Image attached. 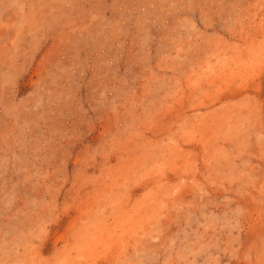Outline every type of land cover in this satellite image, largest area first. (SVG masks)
<instances>
[{
    "label": "rangeland",
    "instance_id": "obj_1",
    "mask_svg": "<svg viewBox=\"0 0 264 264\" xmlns=\"http://www.w3.org/2000/svg\"><path fill=\"white\" fill-rule=\"evenodd\" d=\"M0 264H264V0H0Z\"/></svg>",
    "mask_w": 264,
    "mask_h": 264
}]
</instances>
